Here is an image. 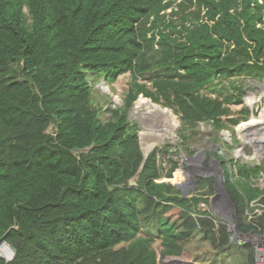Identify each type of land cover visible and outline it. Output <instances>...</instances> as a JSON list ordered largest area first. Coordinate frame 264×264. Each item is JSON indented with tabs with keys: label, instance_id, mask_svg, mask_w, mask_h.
<instances>
[{
	"label": "trees",
	"instance_id": "16d2710c",
	"mask_svg": "<svg viewBox=\"0 0 264 264\" xmlns=\"http://www.w3.org/2000/svg\"><path fill=\"white\" fill-rule=\"evenodd\" d=\"M125 73L123 104L104 119L93 87ZM245 77L264 78V0H0V241L16 249L9 264H194L186 247L196 234L227 248V224L200 206L214 180L195 175L181 189L161 178H172L180 149L194 152L200 122L218 132L247 120L248 107H230L242 102ZM139 95L178 115L181 148L144 158L127 118ZM232 161L221 165L236 229H264V212L246 215L251 201L264 204L250 179L258 171L236 162L233 174ZM195 183L213 195L191 194ZM238 244L252 264L251 245Z\"/></svg>",
	"mask_w": 264,
	"mask_h": 264
},
{
	"label": "rangeland",
	"instance_id": "374dc122",
	"mask_svg": "<svg viewBox=\"0 0 264 264\" xmlns=\"http://www.w3.org/2000/svg\"><path fill=\"white\" fill-rule=\"evenodd\" d=\"M170 9H167L166 12H169ZM149 74H144V77H148ZM131 81V77L129 73L118 75L114 78L113 81L109 82L100 79L95 83V86L93 87V103L94 105L101 109V117L104 119H107L109 117V114L107 112L108 108H116L119 106H122L123 104V98L125 96V93L129 87V82ZM243 85L245 88V93L242 97V102L237 104H231L230 107L233 110L234 113H237L239 109H241L243 106L248 107L250 110V114L247 118V120H243L239 122L237 125L229 128H223L218 132H215L212 126L211 122H200L197 126V130L199 131L198 139L193 143V153H185L181 149L178 153L175 154V158H177L178 167L175 168V170L172 173V178L168 177H162L161 180L165 182H171V183H181L184 185L186 189H190L188 186V180L185 178V169H190L189 164L186 163V158L190 157L192 155L198 156V154L201 151H204L206 154V157L204 156L202 162L200 164L205 165L206 168L211 167V162L214 159H217L218 161H222L223 159L229 160L233 159V163L229 164L228 167L231 169L230 172L235 174L234 168L231 167V165H234L237 163L246 164L248 166L254 167L257 169L258 174L256 177H250L251 182L254 186H259L260 188H264V133L263 130L260 132V134L253 132V130H249V132L253 133L254 135H251L253 138H255L253 145L246 144L239 136L238 134V128L243 123H248L249 120L252 117H259L261 114H264V78L262 80H258L256 78H250L245 77L242 78ZM103 87V88H102ZM249 95H252V97H255L257 100L250 105L247 102V97ZM145 98V97H144ZM138 99V98H137ZM137 99L132 104L131 108L127 111V118L133 122L136 123V128L138 132V138L140 147L144 151L149 146V150H153L155 147H161L163 145H169L170 150L181 148L182 146V132L180 131V121L178 115H176L170 108L163 107L160 104H157L153 101H151L149 98H146L150 100L153 104H156L160 106L163 109L171 111L173 114L172 118H169V124L171 127H173L172 132L170 129L166 128L162 131L161 124L164 123V117L158 116L155 114L150 113L148 117L137 116L138 112H135V115L132 114L131 111H133L132 107L135 106ZM153 116H152V115ZM137 116V117H136ZM162 117V118H161ZM163 122V123H162ZM172 123V124H171ZM263 126V125H261ZM163 128V126H162ZM248 128V127H247ZM145 130V131H144ZM171 132L170 135H168ZM226 133L229 134L226 135ZM162 134H165L166 136L159 142L156 141L157 137L161 136ZM168 135V136H167ZM216 138H218V141H216ZM243 149V158L236 157V150L237 149ZM246 158H245V157ZM220 163V162H219ZM199 164V165H200ZM164 173L169 169V165L166 163H163ZM224 168H227L226 163L222 164ZM222 165L220 163V169L221 174L219 175L217 170L213 171V174L220 177L222 184H224L225 180V173L222 168ZM192 166V165H191ZM179 171L181 173V178L179 180L175 179L174 174H176L177 177H179ZM231 175V173H230ZM189 177L191 178V174H189ZM205 179H210L213 177H204ZM260 178L262 180H260ZM230 179H234L233 176L230 177ZM186 183V184H185ZM195 183L193 190L191 194H197L200 197L201 196H210L213 195V191H209L207 187H200ZM254 202V206L251 205V203ZM202 203V202H201ZM200 203V206H201ZM204 203V202H203ZM206 206H201L202 208H205L207 212L209 211V203H205ZM224 210H220L218 214V219L221 221H224L227 224L228 231L230 234H235L234 236L237 237V229L236 226L233 228L231 223L234 222V216H232V220L230 219V213H228L227 206ZM258 209L261 211L260 213H253L255 209ZM247 212L252 216V219L249 220L252 222V220L258 216H260L264 212V204L256 201H251L248 204ZM195 217H197L196 213L192 214ZM229 220L230 223H229ZM229 223V224H228ZM233 238V237H232ZM237 241L244 244L245 242L250 243L251 239H246V241L242 240L241 238H237ZM236 242L230 243L227 248H225L222 251H215L205 240L200 239L199 234H196L194 239L187 245V251L191 254V261L194 264H248L247 263V253L246 250ZM154 248L159 251V244L156 242L154 244Z\"/></svg>",
	"mask_w": 264,
	"mask_h": 264
},
{
	"label": "bare ground",
	"instance_id": "6f19581e",
	"mask_svg": "<svg viewBox=\"0 0 264 264\" xmlns=\"http://www.w3.org/2000/svg\"><path fill=\"white\" fill-rule=\"evenodd\" d=\"M170 9V8H169ZM103 88V87H102ZM247 102L250 104V105H252L257 99L255 98V97H252V95H249L248 97H247ZM133 109V111H131L132 112V114L133 115H135V112H138V115L137 116H145V117H148L149 115H150V113H152V114H155V115H158L159 117L160 116H163L164 117V123L163 124H161L162 126H163V128H162V126H161V128L160 129H162V131L164 130V129H166V128H168V129H170L171 130V132H172V129H173V127H171V125L169 124V121H168V119L169 118H172V116H173V114L171 113V111H169V110H166V109H163V108H161L160 106H158V105H156V104H153L152 102H150V100H148V99H146V98H144L142 95H139L138 96V99H137V102H136V104H135V106L134 107H132ZM151 114V115H152ZM136 116V117H137ZM153 116V115H152ZM162 118V117H161ZM246 121V120H245ZM172 124V123H171ZM261 125H263V126H261ZM248 127V128H247ZM238 130V134H240V138L246 143V144H248V145H253V142H254V140H255V138H253L251 135H254L253 133H251V132H249V130H253V132H255V134L257 133H259L260 134V132H262V130H263V133H264V114H261L259 117H252L250 120H249V122L248 123H243L242 125H240L239 126V128L237 129ZM145 131V130H144ZM171 132L168 134V135H170L171 134ZM167 135V136H168ZM226 135H228L229 136V134L228 133H226ZM166 135L165 134H162L161 136H159V137H157V139H156V141L157 142H159V141H161L164 137H165ZM141 148V147H140ZM151 148V147H150ZM149 146H148V148H146L144 151L142 150V148H141V151L143 152V156H144V154H147V153H149ZM204 152V151H203ZM205 153V152H204ZM243 155H245L244 153H243V149H241V148H239V149H237L236 150V157H240V158H243ZM205 157H206V154H205ZM245 157V156H244ZM144 158H146V157H144ZM246 158V157H245ZM203 159V158H202ZM215 160V159H214ZM217 160V159H216ZM192 161H194V160H192ZM200 162H202V160L201 159H199L196 163L194 162L193 164L194 165H196L197 167H200L201 168V171H203L204 173H208V172H206L205 171V168H206V166L205 165H201L200 164ZM212 162H213V160H212ZM211 162V167L214 165L215 166V168L213 169V170H210L209 171V173H211V175H202V176H204V177H209V176H211V177H213V171L214 170H217L218 171V173H219V175L221 174V169L219 168L220 166V163H221V161H218L217 160V162H218V164L217 163H212ZM220 162V163H219ZM200 164V165H199ZM189 166H191V165H189ZM223 168V167H222ZM181 173H182V171L180 172L179 171V177H181ZM215 175V174H214ZM218 177V176H217ZM260 180H262L261 178H260ZM258 188H260L259 186H257ZM261 189H263V188H261ZM253 201H256V202H259V199H255V200H253ZM204 203H209V206H210V208H209V213H210V215H211V217H213V219L215 220V222L217 223V221H219V219H218V214H219V211L220 210H224L226 207V205H225V203H223V202H218V206H216L215 208H213L211 205H210V200L209 201H207V202H204ZM205 209V208H204ZM236 212V211H235ZM246 215H247V219H248V221L249 220H251L252 219V216L250 215V214H248V212H247V210H246ZM232 216H234V222L233 223H231L232 225L231 226H233L234 228H235V226H237V221H236V219H235V213L234 214H232V215H230V219L232 220L233 218H232ZM249 216H251V218H249ZM231 220H229V223H230V221ZM228 223V224H229ZM230 234V233H229ZM231 240V239H230ZM2 241H5V240H2ZM236 241H237V238H236ZM1 242V241H0ZM7 242V241H6ZM238 243H240L239 241H237ZM9 243V242H8ZM1 259V258H0ZM3 262H4V260H3ZM11 262V261H10ZM10 262H8L7 264H9ZM4 264H5V262H4Z\"/></svg>",
	"mask_w": 264,
	"mask_h": 264
},
{
	"label": "water",
	"instance_id": "95a60500",
	"mask_svg": "<svg viewBox=\"0 0 264 264\" xmlns=\"http://www.w3.org/2000/svg\"><path fill=\"white\" fill-rule=\"evenodd\" d=\"M147 154H144V157H147ZM205 156V153L203 151H201L198 156H190L186 158V163L189 165H192L191 168L188 170H185L186 173V178L189 182V184H191V182H194L195 180V175L199 176V175H211V173H209L210 170H213L215 168V166L213 165L212 167H208L205 168V171L208 173H204L203 171H201L200 167H197L196 165H194L193 163L197 162L199 159H202ZM194 160V161H192ZM217 163V160H213L212 162ZM189 174H191V178L189 177ZM213 180H214V189H215V193L214 195L211 197L210 200V205L215 208L216 206H218V202H223L225 203V205L227 206L228 209V213H230V215L234 214L236 211V207L234 205V203L232 202V200L230 199V197L228 196L226 189L224 188L220 177H217L216 175L213 174ZM175 186L183 189V184L181 183H175ZM183 194L185 195V193L183 192ZM231 243L236 242V238H233L230 240Z\"/></svg>",
	"mask_w": 264,
	"mask_h": 264
},
{
	"label": "built area",
	"instance_id": "2783aa9c",
	"mask_svg": "<svg viewBox=\"0 0 264 264\" xmlns=\"http://www.w3.org/2000/svg\"><path fill=\"white\" fill-rule=\"evenodd\" d=\"M251 205L254 206V202H252ZM201 206H206V204L202 202ZM260 212L261 211H259L256 208L253 213H260ZM249 218H251V216H249ZM237 234H238L237 237L234 236L235 234H230L229 235L230 239L238 238V237L244 241H246V239H251V242L249 244L251 245L253 252L252 264H264V229L255 226V229L250 231L249 233L243 234L237 232ZM15 254H16V249L14 246H12L10 243L6 241L0 242V258L4 260L5 264L12 261L15 257Z\"/></svg>",
	"mask_w": 264,
	"mask_h": 264
}]
</instances>
